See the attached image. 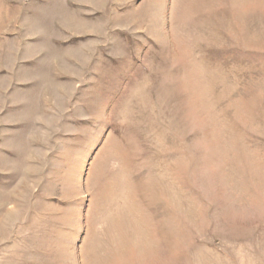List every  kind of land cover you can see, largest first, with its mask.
<instances>
[{
  "label": "rangeland",
  "instance_id": "rangeland-1",
  "mask_svg": "<svg viewBox=\"0 0 264 264\" xmlns=\"http://www.w3.org/2000/svg\"><path fill=\"white\" fill-rule=\"evenodd\" d=\"M0 264H264V0H0Z\"/></svg>",
  "mask_w": 264,
  "mask_h": 264
}]
</instances>
